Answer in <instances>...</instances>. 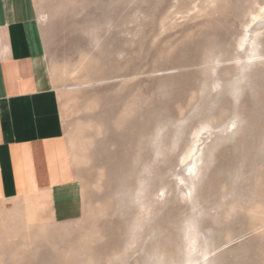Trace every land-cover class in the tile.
Returning <instances> with one entry per match:
<instances>
[{"label": "rangeland", "instance_id": "obj_1", "mask_svg": "<svg viewBox=\"0 0 264 264\" xmlns=\"http://www.w3.org/2000/svg\"><path fill=\"white\" fill-rule=\"evenodd\" d=\"M76 178L0 199V264H259L264 0H36Z\"/></svg>", "mask_w": 264, "mask_h": 264}, {"label": "crops", "instance_id": "obj_2", "mask_svg": "<svg viewBox=\"0 0 264 264\" xmlns=\"http://www.w3.org/2000/svg\"><path fill=\"white\" fill-rule=\"evenodd\" d=\"M39 18L36 0H0V199L43 192L28 202L30 216L63 189L73 198L76 181L63 151L55 94L41 77Z\"/></svg>", "mask_w": 264, "mask_h": 264}]
</instances>
